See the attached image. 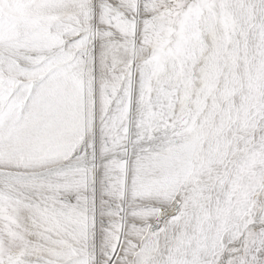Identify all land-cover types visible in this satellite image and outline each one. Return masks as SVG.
<instances>
[{
	"label": "snow or ice",
	"instance_id": "1",
	"mask_svg": "<svg viewBox=\"0 0 264 264\" xmlns=\"http://www.w3.org/2000/svg\"><path fill=\"white\" fill-rule=\"evenodd\" d=\"M0 264H264V0H0Z\"/></svg>",
	"mask_w": 264,
	"mask_h": 264
}]
</instances>
